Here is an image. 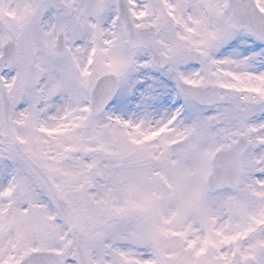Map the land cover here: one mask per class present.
Segmentation results:
<instances>
[{
    "label": "snow or ice",
    "instance_id": "snow-or-ice-1",
    "mask_svg": "<svg viewBox=\"0 0 264 264\" xmlns=\"http://www.w3.org/2000/svg\"><path fill=\"white\" fill-rule=\"evenodd\" d=\"M0 264H264V0H0Z\"/></svg>",
    "mask_w": 264,
    "mask_h": 264
}]
</instances>
